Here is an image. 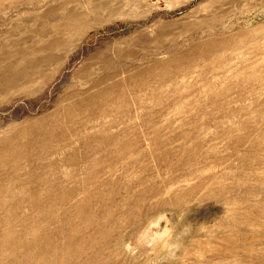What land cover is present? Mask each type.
I'll list each match as a JSON object with an SVG mask.
<instances>
[{"label":"rangeland","instance_id":"374dc122","mask_svg":"<svg viewBox=\"0 0 264 264\" xmlns=\"http://www.w3.org/2000/svg\"><path fill=\"white\" fill-rule=\"evenodd\" d=\"M0 264H264V0H0Z\"/></svg>","mask_w":264,"mask_h":264}]
</instances>
